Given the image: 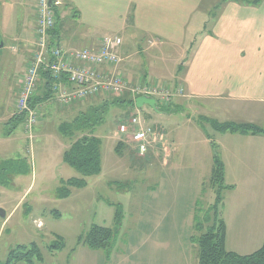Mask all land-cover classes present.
<instances>
[{
  "label": "crops",
  "instance_id": "obj_1",
  "mask_svg": "<svg viewBox=\"0 0 264 264\" xmlns=\"http://www.w3.org/2000/svg\"><path fill=\"white\" fill-rule=\"evenodd\" d=\"M57 1V23L52 37L65 48H96L104 37L119 36L123 43L118 52L123 59L114 67L133 85L161 83L183 87V94L171 105L193 109L201 122L210 125L209 120H217L254 123L264 128V0ZM213 9L217 10L214 16ZM35 28L36 0H0V68L3 70L0 75V128L13 127L15 130L20 122L15 116L16 97L20 76L34 50ZM150 39L159 40V43L152 46ZM7 48L14 52L8 53ZM114 67L108 68L115 70ZM7 68L10 69L6 72ZM11 79L13 84H10ZM43 94L45 99L38 104L42 111L49 110V116L59 112L61 109L49 105L55 103L52 94L48 95L41 86L37 96L42 98ZM61 124L56 126L58 132ZM39 125L36 129L45 128L41 120ZM186 126L184 136H189L191 129H200L192 122ZM211 127L217 133L215 141L207 138L203 131L193 141V146L208 143L205 152L195 153L189 165H185L184 160L170 163V157L164 161L163 169L169 168L179 174V170L191 171L198 180L209 173L210 180L214 156L211 142H215L225 165V183L231 186L224 190L222 208L226 248L250 254L264 243V134L221 132ZM161 133H165L163 147L167 155L169 142L165 135L168 133L164 129ZM14 134L15 131H3L0 151L6 142L15 139L7 136ZM64 146L67 149L69 145ZM163 173L166 178L167 171ZM203 186L205 189L206 184L201 182V189L195 187L184 209L179 203L182 196L173 194L171 203L190 219L189 223L186 221L178 227L175 216L165 209L164 219L157 227L158 238L182 234L183 226L192 227L194 231ZM167 194L164 198H168ZM240 199L243 202L238 203ZM257 200L261 204L255 207ZM164 208L161 203V209ZM253 212L258 224L253 220L252 224L248 222ZM238 219L243 221L238 222ZM167 231L171 234L166 235ZM190 237L192 234L185 243H189ZM173 242L182 244L178 237ZM185 250V260L181 264H194L191 247ZM246 251L249 252L244 253ZM139 253L145 256L140 257ZM148 257L142 247L129 252L130 264H145ZM195 261L198 264V253Z\"/></svg>",
  "mask_w": 264,
  "mask_h": 264
},
{
  "label": "rangeland",
  "instance_id": "obj_2",
  "mask_svg": "<svg viewBox=\"0 0 264 264\" xmlns=\"http://www.w3.org/2000/svg\"><path fill=\"white\" fill-rule=\"evenodd\" d=\"M216 11L213 9L212 16ZM7 52L13 53L14 50L7 48ZM2 73L0 68V75ZM10 84H13L12 79ZM131 98L129 92L122 96H89L67 106L54 100L55 103L49 105L61 110L51 113L52 116L48 115L49 110L42 111L39 106V121L45 123V128L36 129L33 145L23 122L17 123L15 130L13 127L0 128V139L3 131H15L13 136H7L15 139L6 142L0 151V210L6 213L3 216L0 212V264L6 262L9 253L17 246H29L34 242L44 255V260L36 264H130L129 252L138 247H142V252H147L149 256L144 260L145 264H159L158 261L181 264L185 260V247L189 246L193 263H196L198 244L192 242V237L189 243L185 241L189 234H200L197 228L193 231L192 227L183 226L182 234L173 233L158 238L157 227L164 219L165 209L175 216L178 227L186 221L189 223L190 219L178 211L170 200L174 199L173 194L176 192L179 198L182 196L179 203L184 209L195 187L201 189L203 182L206 188L203 186V193L200 194L202 198L198 216L202 231L208 229L214 222L211 207L216 202L215 188L210 185L209 173L198 180L193 176L194 172L179 170V174L169 168L163 169V163L171 157L170 163L184 160L185 165H189L195 153H203L208 148V143L193 146L194 138L203 131L207 138L215 141L217 133L206 121L201 122L193 109L171 105L176 97L169 105L160 102L162 110L150 104L137 107L136 102L129 101ZM106 102L108 105L105 106ZM103 105L108 108L104 112L102 124L96 130L102 139L103 170L99 175L85 176L86 184L83 186L72 185L69 183L71 179L84 176L64 161V145H70V141L56 130V126L72 122L80 113L88 112L93 107L104 109ZM137 111H140L145 125L159 133L163 129L168 133L165 135L169 142L167 155L163 147L165 133H161L162 140L154 148L155 151L147 156L137 155L131 139L117 133L119 123ZM190 121L200 129H191L190 137L184 136ZM37 126H40L39 122ZM119 141L124 142L121 151L116 150ZM164 171H167L166 178ZM67 192L69 194L65 195ZM166 194L168 198H164ZM161 203L165 206L163 210ZM260 204L257 200L255 207ZM117 210L120 211V220H116ZM252 215L253 218L248 222L252 224L253 220L254 224H258L254 212ZM242 221L238 219V222ZM94 224L115 230L111 249H92L79 241V236L86 234ZM169 234L170 231H167L166 235ZM177 237L182 240V244L173 242ZM60 238L64 240L65 247L51 250V244ZM138 256L144 257L145 253H139ZM17 264L30 263L20 261Z\"/></svg>",
  "mask_w": 264,
  "mask_h": 264
},
{
  "label": "built area",
  "instance_id": "obj_3",
  "mask_svg": "<svg viewBox=\"0 0 264 264\" xmlns=\"http://www.w3.org/2000/svg\"><path fill=\"white\" fill-rule=\"evenodd\" d=\"M54 4L59 2L55 0ZM56 23V11L50 0H36L35 46L29 63L20 76L15 104V113L24 116V129L32 145L40 115L39 105L33 104V98L43 87L46 77L51 79L53 99L64 106L89 96H122L129 90L134 99L146 95L160 97L166 102L182 93L183 87H172L170 84L133 85L118 73L114 66L123 59L118 52L123 43L121 37H104L96 48H65L52 37ZM158 43L159 40H149L152 46ZM108 67H114L115 70ZM63 75L68 77L67 82L63 80ZM117 133L130 138L134 150L140 155L155 151L154 148L162 140V134L158 130L145 125L140 111L120 122Z\"/></svg>",
  "mask_w": 264,
  "mask_h": 264
},
{
  "label": "trees",
  "instance_id": "obj_4",
  "mask_svg": "<svg viewBox=\"0 0 264 264\" xmlns=\"http://www.w3.org/2000/svg\"><path fill=\"white\" fill-rule=\"evenodd\" d=\"M43 90L51 95V79L45 78ZM103 96V95H99ZM132 97L131 95H129ZM104 97V96H103ZM133 98V97H132ZM130 99V102L135 100ZM41 99L35 95L33 104L38 105ZM117 101V100H116ZM120 102V100L118 101ZM112 103V102H111ZM108 103H105V106ZM104 106V105H103ZM93 107L88 112L80 113L72 122H63L60 126V132L70 141V145L64 151V161L80 172L83 178H73L69 181L75 186L86 184L85 176L99 175L103 170V158L101 152L102 139L96 134L97 128L104 120L106 107ZM159 108L162 110L159 102ZM20 122H24V116L15 113ZM14 119V118H13ZM211 125L221 132H233L243 134H264V128L254 123H236V122H219L209 120ZM214 149L213 169L210 181L212 188H215L216 202L211 207L214 216V222L205 231L199 224L197 215L195 228L200 231L198 236H192V242L198 244V264H264V243L256 251L242 255L226 248V223L222 217V208L224 202V190L231 186L225 183V165L219 153L218 147L211 142ZM124 142L119 141L116 150L121 151ZM67 192L65 195H68ZM215 208V209H214ZM120 211L116 212V220H120ZM209 219V217H207ZM210 220V219H209ZM115 230L111 227L92 225L86 234L79 236V241L86 243L92 249H111L114 243ZM65 247L62 238L51 244V250H61ZM44 255L37 243L31 245H19L13 249L3 264H17L20 261H26L30 264L42 262Z\"/></svg>",
  "mask_w": 264,
  "mask_h": 264
},
{
  "label": "water",
  "instance_id": "obj_5",
  "mask_svg": "<svg viewBox=\"0 0 264 264\" xmlns=\"http://www.w3.org/2000/svg\"><path fill=\"white\" fill-rule=\"evenodd\" d=\"M54 1L55 0H50V4L54 5ZM136 104L138 107H142L144 104H150L151 106H153L155 109H160L159 108V102L157 99H155L154 97L151 96H140L136 99ZM1 214L3 216L6 215V213L3 210H0Z\"/></svg>",
  "mask_w": 264,
  "mask_h": 264
},
{
  "label": "bare ground",
  "instance_id": "obj_6",
  "mask_svg": "<svg viewBox=\"0 0 264 264\" xmlns=\"http://www.w3.org/2000/svg\"><path fill=\"white\" fill-rule=\"evenodd\" d=\"M100 45V44H99ZM98 45V46H99ZM62 78H63V80L65 81V82H67V80H68V77L66 76V75H63L62 76ZM183 90H184V88H182V93L180 94V95H182L183 94ZM131 94V91L129 90V95ZM155 99H157L158 100V102H163L165 105L166 104H171V100L170 101H168V102H166V101H163L160 97H155ZM81 101V100H80ZM77 102V101H76ZM72 103H74V102H72ZM71 103V104H72ZM70 105V104H69ZM138 107V106H137ZM27 134V133H26ZM27 137L29 138V136L27 135ZM30 139V138H29ZM34 139H35V134H34V138H33V140H32V142H34ZM30 141H31V139H30ZM132 146H133V143H132ZM133 150H134V146H133ZM134 152H136L135 150H134ZM137 153V152H136ZM149 154V153H148ZM148 154H145V155H140L139 153H137V155H140V156H147Z\"/></svg>",
  "mask_w": 264,
  "mask_h": 264
}]
</instances>
